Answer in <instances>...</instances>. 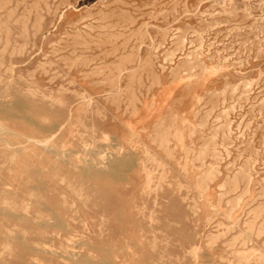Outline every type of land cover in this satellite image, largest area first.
Instances as JSON below:
<instances>
[{"label":"rangeland","instance_id":"1","mask_svg":"<svg viewBox=\"0 0 264 264\" xmlns=\"http://www.w3.org/2000/svg\"><path fill=\"white\" fill-rule=\"evenodd\" d=\"M0 101V264H264V0H0Z\"/></svg>","mask_w":264,"mask_h":264},{"label":"bare ground","instance_id":"2","mask_svg":"<svg viewBox=\"0 0 264 264\" xmlns=\"http://www.w3.org/2000/svg\"><path fill=\"white\" fill-rule=\"evenodd\" d=\"M13 99V98H12ZM17 101V100H16ZM1 102V101H0ZM21 102V101H20ZM19 102V103H20ZM4 104V103H3ZM10 104V103H9ZM16 105V104H15ZM13 104V106H15ZM4 106V105H3ZM12 106V105H11ZM18 106V105H17ZM18 109V108H17ZM5 111V109H4ZM8 111V110H7ZM9 112V111H8ZM18 112V111H17ZM16 113V112H15ZM19 114V113H18ZM17 114V115H18ZM17 117V116H16ZM194 118V116H193ZM64 127V124L63 123H60L56 126V128L53 130V134L54 136L59 134L60 131L62 130V128ZM225 134V133H224ZM28 140V138H26ZM53 138H51L50 140H40V139H37L35 138L34 140L35 141H38L40 143L41 146H44V147H51V140ZM44 149V148H43ZM57 150V149H56ZM89 151V150H88ZM98 151V150H97ZM101 151V150H99ZM98 151V152H99ZM56 152V151H55ZM66 152V151H65ZM64 152V153H65ZM90 152V151H89ZM121 152V151H120ZM119 152V153H120ZM56 155V153H54ZM92 154V153H90ZM66 155V154H65ZM96 155V154H95ZM94 154L92 155V157H86V158H83V162H84V165L82 166V173H86V174H94V173H103V170H104V167L108 168L110 165H111V162L115 160V158L117 157V153L115 152H105L101 155L98 154V156H95ZM91 156V155H90ZM61 158V157H60ZM58 159V158H57ZM128 160V159H127ZM125 161V160H124ZM76 166H79L76 164V162H74ZM127 163V162H126ZM114 164V163H113ZM128 164V163H127ZM81 166V165H80ZM79 166V167H80ZM213 167V166H212ZM124 169V168H123ZM250 171V170H249ZM250 180V179H249Z\"/></svg>","mask_w":264,"mask_h":264}]
</instances>
